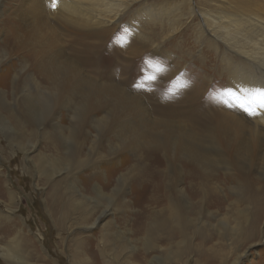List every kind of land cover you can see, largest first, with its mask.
Masks as SVG:
<instances>
[{"label":"bare ground","instance_id":"obj_1","mask_svg":"<svg viewBox=\"0 0 264 264\" xmlns=\"http://www.w3.org/2000/svg\"><path fill=\"white\" fill-rule=\"evenodd\" d=\"M223 2L230 6L217 12ZM216 3V7L202 8L189 0L187 18L196 17V39L201 45L220 55L222 65L213 63V67L225 77L222 89L264 86V0ZM143 5L139 0H59L53 10L51 0H0V66L15 56L5 75L8 80L12 77L13 89L24 88L19 109L9 113L17 129L11 128L6 137L10 142L27 140L25 121L49 124L50 130L43 128L35 133L47 140L45 147H53L59 159L45 166L47 157L39 155L33 161L34 169L46 181L61 176L50 183V209L57 230L73 226L82 229L68 231V247L65 251L62 248L72 264H153V257L159 264H166L173 256L181 261L190 252H198L204 264H221V256L205 248L208 236L197 223L203 211L210 215L209 210L214 208L218 214L224 211L223 215H232L242 225L244 243L255 237L260 188L255 186L257 178L249 173L259 152L264 164V110L252 116L235 101L226 106L221 99L220 103L209 99L207 93L203 97L211 81L205 71L197 83L188 74L187 87L177 97L162 93L166 85L162 84L169 80L168 71L161 73L162 80L146 82L145 87L151 91L137 87L130 90L127 80L132 62L122 56L121 61L116 58L117 63L108 66L104 61L114 60L108 55L112 52L110 37L121 23L130 35L125 51L138 56L139 47L134 46L146 40L143 27L150 22L156 24L158 17ZM124 17L127 20L122 22ZM151 40L149 36L146 41ZM197 61L207 64L205 59ZM145 97L157 104L161 116L166 114L164 119L130 116L143 111ZM31 141L28 147L33 146ZM123 152L133 158L124 159ZM117 160L122 165L114 167ZM88 168L84 186L97 176L106 188L96 186L93 197L77 188L79 172ZM218 169L234 171L227 172L224 179L239 187L234 195L245 206L242 210L232 204L224 209L215 193L218 179L209 176ZM5 183L0 180V191L5 188L3 193L11 202L15 195ZM181 183L185 187H179ZM127 186L135 195L125 199ZM63 187L66 190L62 191ZM111 208L115 212L101 221ZM234 211H239V216ZM215 216L212 214V219ZM1 219L0 214L5 226L0 236L2 261L46 264L45 260H50L47 264H58L42 243L39 247L22 234L14 233L9 238L11 231L6 223L10 221ZM219 225L229 228L225 220ZM189 229L200 239L195 247L187 242ZM155 252L159 258H150Z\"/></svg>","mask_w":264,"mask_h":264},{"label":"rangeland","instance_id":"obj_2","mask_svg":"<svg viewBox=\"0 0 264 264\" xmlns=\"http://www.w3.org/2000/svg\"><path fill=\"white\" fill-rule=\"evenodd\" d=\"M14 1L15 0H7L9 3H13ZM195 1L202 8H210L211 6L216 7L217 4L216 0H190V4L194 5ZM140 2L144 3L143 6H148L152 9L154 16H158L155 20V22H157L156 24H152L151 22L147 23L142 29V32L144 33V36L142 37L147 40V37L151 36L152 40L149 41L150 43L146 40H139L137 46H134L139 47V51L136 53L138 56L129 55L125 51V48L130 45V40L128 39L130 35L124 31V23H121L120 26H118L117 29L111 33L110 37V40H113L111 43L112 52L108 51V55L114 56V60H105V65H111L113 62L117 63L116 58L121 61L120 56L128 58L132 64L129 68V74H131V77L130 81L127 80V87L131 90L135 87V84L141 80L145 70V75H149L148 70H150V73L153 74V69L148 67V65L144 62L146 58L152 63H159L165 69V72L168 71L169 80L162 84H166L163 87L164 90H162L165 97L167 96L166 92H168L169 89H172L171 87H174L178 82H187V77H189L188 74L190 75V79L197 83L196 80L201 75H204L203 71H205L207 73V77H209L211 81L209 82L207 92L203 94V97H205L207 93L209 99L218 102L220 99L217 94L220 90H222L224 85H226L224 75L222 73H216L214 70L215 67H213L215 63L216 66L222 65L219 60L220 55L219 53H213L209 48L205 47L203 43L201 45V42L196 39V36L198 35V30H196V17L195 19L187 18V6L189 5V0H139V3ZM223 4L225 5L220 9L216 8L217 12L225 11L228 9L227 6H230V4H227L226 2H223ZM135 5L139 8L136 3ZM195 9L196 8L194 7V11ZM126 20L127 18L124 17L122 22H125ZM1 38L2 34L0 33V41ZM111 41H108L109 43L107 42V48L110 47ZM120 48H123L124 51L117 50ZM106 50L105 52H107ZM198 58L199 61L205 59V63L207 64L202 65V63L197 61ZM15 60V56H12L10 59L5 60V64L3 66H0V126L2 124L4 125V128H2V126L0 127V180L1 183H3V180L7 182L5 185L8 189L13 191L15 195L14 197L16 198L10 202V200L6 198L5 193H3L5 188L1 189L0 214L3 217L1 220L10 221V223H6L7 225L9 224V231H11L9 233V238H12L14 233L18 235H25V240L31 238L37 246L42 243L43 249L49 252V254H51L50 256H53L58 264H72L69 256L62 251V248L65 251V247H68L66 244L67 240L70 238V231L75 230L82 232V229L81 227L73 226L69 228L66 227L67 230H57L53 225L51 216L52 210L50 209V183L59 179L61 176H55L52 178L53 180L46 181L45 177L39 175L34 169L33 161H36L39 155L47 157L49 162L45 166H48L53 161L59 159V154L56 153L53 147H45L47 140L40 134L35 133V130L40 132L43 128L50 130L49 124L45 122L41 123L39 121H25L23 126L26 128L28 133L26 138L27 140L10 142V139L6 137L7 133L12 130L11 128L17 129L15 120L9 118V113L11 111L16 113V108L19 109V102L21 101L20 99L24 93L22 91L24 88L22 89V87L13 89L11 87L12 77L8 80V77L5 75V70H7L8 64L14 62ZM162 77L163 74H157V79L155 81L158 82V80H162ZM177 96L178 95H176V97ZM218 103H220V101ZM141 106V109H143L142 112L136 111V114L135 112H132L130 116L148 120H160L164 119L163 117L166 116L164 112L163 114H165V116H161L159 111H157V104L146 97L142 101ZM5 108L8 109V112ZM29 133L34 134L33 136H30ZM30 138H32L31 142H33V146L28 147L29 145L27 142ZM27 147L28 149L24 150ZM123 155H125V157ZM261 155V152L257 154L254 168L249 173L251 177L257 178L255 186L260 188L258 194H260L259 197L261 200V206L257 218L255 237L244 243L242 238V225H238L232 215L228 216L226 214L227 217H225L226 215H223L224 211L221 212V214H218L214 211V208L209 210L212 212L210 215H208V211H203L200 216L199 223H197V225H200L199 228L204 229V233L208 236L205 248H212L213 251H216L217 255L222 258L221 261H223V263L221 264H264V164L261 161ZM121 156L124 159L133 158L132 155H129L126 152H123ZM115 164L116 165H113L114 167L122 165L121 162L118 163V160ZM89 170L90 168L79 172V177H77V188L78 190L80 189L83 194L93 197L95 196L93 192L96 186H101L102 188L104 187L102 185V179L97 176L91 177L92 179L88 182V187L84 186L87 181L86 174L89 173ZM227 172L234 173V171H224L223 169H218L216 172L214 171L209 173V176L213 179L214 177L218 179V181L216 180L217 183L215 185V193L218 198L223 201L224 209L226 205L230 206L232 204V207L242 210L245 206H242L240 202L236 201L238 197L234 195L239 187H237L236 184L227 182L224 179L227 177ZM246 173H248V171ZM169 174L172 175L174 173L169 172ZM238 175L240 176V174ZM220 179L225 180V182L220 181ZM179 187L183 188L185 187V184L181 183ZM125 188L126 193L123 196L125 199L131 198L135 195V193H133L135 191L134 189L132 190V187L127 186ZM64 190H66L65 187L62 188V191ZM104 190H106V188H104ZM71 195L76 198L74 193H71ZM248 208L251 212L253 211L254 208L251 202L248 203ZM114 212L115 210L111 208L107 217L102 218L101 221L111 217ZM238 212L239 211H234L233 214H235V216H239ZM212 214L214 216L216 215L215 217L217 218L212 219ZM254 217L255 216H253L252 219ZM192 219L195 218L192 217ZM224 220L225 222H228L229 228L221 227L219 225V222ZM3 227L5 226L0 222V236L2 234ZM95 231L96 229L93 230V232ZM191 231V229L188 230L187 242L195 247L197 243L200 242V239ZM9 238L7 240H9ZM152 256L158 257L159 254L158 252H155L151 254L150 258ZM46 258L48 259V257ZM49 261L45 260V263L47 264ZM153 261V264H159L154 257ZM135 262L138 263L139 261ZM175 263L204 264L198 252H190L186 254L183 256L181 261H177L176 257L173 256V258H170L169 261L166 262V264ZM0 264H8V262H4L0 259ZM212 264H220V262L214 261Z\"/></svg>","mask_w":264,"mask_h":264},{"label":"snow or ice","instance_id":"obj_3","mask_svg":"<svg viewBox=\"0 0 264 264\" xmlns=\"http://www.w3.org/2000/svg\"><path fill=\"white\" fill-rule=\"evenodd\" d=\"M59 0H51V8L53 10L58 6ZM148 67L153 69V74L144 75L141 81L135 84L139 90L151 91L152 89L145 87L146 82H153L157 79V74L162 73L165 69L159 63H152L147 58L144 61ZM187 87V83H177L172 89H169L167 97L171 98L179 94V91ZM218 98L223 101L226 106H231L229 101H235L237 106L249 115L255 116L264 110V86L227 87L217 94ZM227 97L228 99H224Z\"/></svg>","mask_w":264,"mask_h":264}]
</instances>
